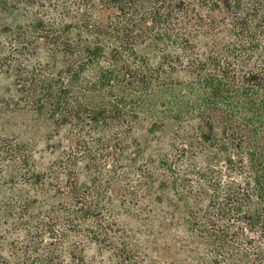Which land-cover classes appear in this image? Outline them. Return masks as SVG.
<instances>
[{
    "label": "trees",
    "instance_id": "1",
    "mask_svg": "<svg viewBox=\"0 0 264 264\" xmlns=\"http://www.w3.org/2000/svg\"><path fill=\"white\" fill-rule=\"evenodd\" d=\"M0 75V264H264V0H0Z\"/></svg>",
    "mask_w": 264,
    "mask_h": 264
},
{
    "label": "rangeland",
    "instance_id": "2",
    "mask_svg": "<svg viewBox=\"0 0 264 264\" xmlns=\"http://www.w3.org/2000/svg\"><path fill=\"white\" fill-rule=\"evenodd\" d=\"M11 82V79L0 75V141L44 149L53 128L52 123L30 108L7 103ZM144 135L141 134L142 139Z\"/></svg>",
    "mask_w": 264,
    "mask_h": 264
}]
</instances>
